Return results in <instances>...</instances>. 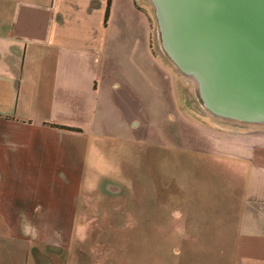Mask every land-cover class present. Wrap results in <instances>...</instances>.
Masks as SVG:
<instances>
[{
	"label": "crops",
	"instance_id": "1",
	"mask_svg": "<svg viewBox=\"0 0 264 264\" xmlns=\"http://www.w3.org/2000/svg\"><path fill=\"white\" fill-rule=\"evenodd\" d=\"M150 11L146 0H0V264H48L49 253L63 251V230L35 219L63 217L58 187L80 181L91 136L141 143L145 121L149 130L170 134L171 122L182 118L178 80L158 60ZM48 101L51 120L39 118L34 126L35 107ZM48 131L64 147L48 145ZM199 132L215 141L205 154L233 161L239 180L231 181L225 212L233 225L218 229L202 219L193 225L206 210L192 211L184 195L174 200H185L178 218L190 213L191 224L171 227V239L190 254L215 245L224 252L230 244L229 264H264V129ZM226 168L215 169L224 175Z\"/></svg>",
	"mask_w": 264,
	"mask_h": 264
},
{
	"label": "rangeland",
	"instance_id": "2",
	"mask_svg": "<svg viewBox=\"0 0 264 264\" xmlns=\"http://www.w3.org/2000/svg\"><path fill=\"white\" fill-rule=\"evenodd\" d=\"M146 1L151 10L158 60L169 66L178 80L176 104L182 118L177 116L171 122L170 134L167 129L149 130V123L145 121L141 143L99 135L89 138L82 156L83 166L78 171L80 181L70 175L74 182L65 183L63 192L58 187L56 198L63 217L35 219L38 225H56L61 232L63 230L65 247L61 253H49L48 264H186L187 260L196 264L199 261L195 259L204 264H229L233 258L234 250L230 244L224 252L216 245L218 250L203 246L191 254L177 250L175 246L182 244L171 239V227L191 223L190 213L178 218L185 200L183 205L174 200L180 201L187 195L186 204L190 208L197 206L206 210L203 217L198 211L197 223L193 225H200L202 219L204 225L218 229L231 227L233 224L225 212L232 204L229 201L232 198L231 181L239 179L232 175L231 159L205 154L215 141L208 142L199 130L223 134L264 129V126L226 121L203 108L194 79L182 74L165 54L158 38L154 6L150 0ZM119 77L127 81L126 77ZM36 80L37 84L41 82ZM51 108L49 101L35 107L32 113L34 126L39 118L51 120ZM47 133V139L43 140L48 145L64 147L65 141H60L57 134ZM63 157L60 155L59 160ZM219 165L220 168L228 166L223 170L227 174L221 175V170L215 169ZM58 176L62 177V172H58ZM39 188L31 187L32 190ZM53 210L55 208L48 210V215L55 214ZM173 213L176 217L172 219ZM32 237L39 240L37 235Z\"/></svg>",
	"mask_w": 264,
	"mask_h": 264
},
{
	"label": "water",
	"instance_id": "3",
	"mask_svg": "<svg viewBox=\"0 0 264 264\" xmlns=\"http://www.w3.org/2000/svg\"><path fill=\"white\" fill-rule=\"evenodd\" d=\"M170 61L212 115L264 126V0H150Z\"/></svg>",
	"mask_w": 264,
	"mask_h": 264
},
{
	"label": "trees",
	"instance_id": "4",
	"mask_svg": "<svg viewBox=\"0 0 264 264\" xmlns=\"http://www.w3.org/2000/svg\"><path fill=\"white\" fill-rule=\"evenodd\" d=\"M51 128L54 129H66V130H70V131H76V132H81L78 129H74V128H68V127H60V126H50Z\"/></svg>",
	"mask_w": 264,
	"mask_h": 264
}]
</instances>
